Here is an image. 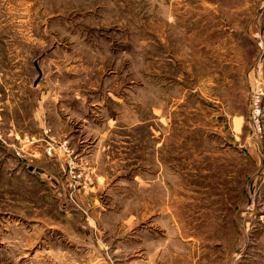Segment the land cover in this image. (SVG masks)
<instances>
[{
	"label": "rangeland",
	"instance_id": "rangeland-1",
	"mask_svg": "<svg viewBox=\"0 0 264 264\" xmlns=\"http://www.w3.org/2000/svg\"><path fill=\"white\" fill-rule=\"evenodd\" d=\"M264 0H0V264H264Z\"/></svg>",
	"mask_w": 264,
	"mask_h": 264
},
{
	"label": "built area",
	"instance_id": "built-area-1",
	"mask_svg": "<svg viewBox=\"0 0 264 264\" xmlns=\"http://www.w3.org/2000/svg\"><path fill=\"white\" fill-rule=\"evenodd\" d=\"M263 95H264L263 89L258 88L252 97V108H253L252 118H253V122L256 125L260 124V113H261L260 105H261Z\"/></svg>",
	"mask_w": 264,
	"mask_h": 264
}]
</instances>
